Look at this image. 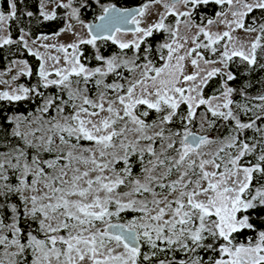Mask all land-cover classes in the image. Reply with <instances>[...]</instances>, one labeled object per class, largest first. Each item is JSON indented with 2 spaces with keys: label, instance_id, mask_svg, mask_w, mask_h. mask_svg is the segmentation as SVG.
Listing matches in <instances>:
<instances>
[{
  "label": "snow or ice",
  "instance_id": "1",
  "mask_svg": "<svg viewBox=\"0 0 264 264\" xmlns=\"http://www.w3.org/2000/svg\"><path fill=\"white\" fill-rule=\"evenodd\" d=\"M6 3L0 49L38 68L0 79L31 105L0 112V264H264V0Z\"/></svg>",
  "mask_w": 264,
  "mask_h": 264
},
{
  "label": "trees",
  "instance_id": "2",
  "mask_svg": "<svg viewBox=\"0 0 264 264\" xmlns=\"http://www.w3.org/2000/svg\"><path fill=\"white\" fill-rule=\"evenodd\" d=\"M101 2L105 4H114L115 6H118V7H131V6H138L141 3V0H101ZM214 9H215V6H210L207 9H203L202 12L210 14L213 12ZM26 10L33 11L34 14L38 15V0H24V4H21L19 7L18 14ZM62 13H63V10L58 11V15H61ZM97 14H99L98 8L95 11H89L85 13L83 18L86 23H92L94 21L95 15ZM23 20H24L25 26L30 27L32 29L33 38L35 37V35H39L40 33L51 35L52 32L58 31L59 28L63 26V22L60 20L43 21L40 23H37L35 20H32L31 24H29V18H27L26 16L23 17ZM11 23H12V35H13V38L15 39L18 35V32L16 31L17 23L15 21ZM162 39H163L162 36H158L156 40L153 42L154 46H155V43L162 41ZM97 43L100 47L101 53L105 56H110L114 52L119 51V49H117L115 45H112L110 41L108 42L98 41ZM82 50L85 52V55L88 57V60H84L83 62L89 67L97 66L98 62L92 58L96 50L93 49L90 45L82 46ZM19 59L26 60L29 63V66L32 67L34 72L38 68V61H36L34 57L30 56L27 52H24V51L18 52L16 50V46L13 45V46H5L4 48L0 49V70L6 69L7 66L10 64V61L19 60ZM233 71H235V68H233ZM249 75L252 79H260L264 77V71H259V72L252 73ZM243 79H247V77ZM217 80L218 78L214 79L211 82L210 87L205 89V92L208 95H210L212 93V90L216 87ZM17 82L20 84H24L25 86H29L36 82V77L35 75H33L32 77L23 76V77H20V79L17 80ZM258 88L259 86L257 85V88L251 89L250 94L255 95ZM50 91H55V90L51 89ZM237 99H239V97H237ZM30 107L31 105L27 103H22V104L17 103V104L10 105L7 102H0V112L9 114V115L12 114L13 111H17V110L26 112ZM257 226L258 228L261 227L259 224Z\"/></svg>",
  "mask_w": 264,
  "mask_h": 264
},
{
  "label": "rangeland",
  "instance_id": "3",
  "mask_svg": "<svg viewBox=\"0 0 264 264\" xmlns=\"http://www.w3.org/2000/svg\"><path fill=\"white\" fill-rule=\"evenodd\" d=\"M157 7H159V6H157ZM155 17L153 16V19H154ZM83 33L85 34V38H87V36H86V33H87V30L85 29V30H83ZM236 35H238L239 37H240V39L241 40H244L245 39V35H244V33H242V32H238V33H236ZM255 34H253V36H254ZM125 39H128V38H130V36H126V37H124ZM250 38H252V37H249V39ZM70 40V37H67V36H61L60 38H59V41L60 42H68ZM49 42H55V41H49ZM34 47V46H33ZM41 51H43V49H41ZM53 54H55V53H53ZM88 66V65H87ZM11 67V64H9L8 66H7V68L6 69H4V70H0V73H3V75H0V79H3V80H11V77L13 76V75H16V70L13 68V70L11 71V72H9L8 71V69ZM16 84H20V83H18L17 81L15 82ZM6 90V88H5V86L4 85H0V90Z\"/></svg>",
  "mask_w": 264,
  "mask_h": 264
},
{
  "label": "flooded vegetation",
  "instance_id": "4",
  "mask_svg": "<svg viewBox=\"0 0 264 264\" xmlns=\"http://www.w3.org/2000/svg\"><path fill=\"white\" fill-rule=\"evenodd\" d=\"M120 8H123V7H120ZM0 11H7V3H6V0H0Z\"/></svg>",
  "mask_w": 264,
  "mask_h": 264
},
{
  "label": "water",
  "instance_id": "5",
  "mask_svg": "<svg viewBox=\"0 0 264 264\" xmlns=\"http://www.w3.org/2000/svg\"><path fill=\"white\" fill-rule=\"evenodd\" d=\"M116 7H118V6H116ZM131 7H136V6H131ZM95 22V21H94ZM94 22H92V23H94Z\"/></svg>",
  "mask_w": 264,
  "mask_h": 264
}]
</instances>
